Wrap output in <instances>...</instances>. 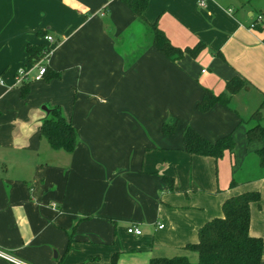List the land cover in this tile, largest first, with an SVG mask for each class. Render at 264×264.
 <instances>
[{
  "label": "crops",
  "instance_id": "0c3cea01",
  "mask_svg": "<svg viewBox=\"0 0 264 264\" xmlns=\"http://www.w3.org/2000/svg\"><path fill=\"white\" fill-rule=\"evenodd\" d=\"M258 15L264 0H148L144 19L172 46H204L173 63L121 0H0V249L28 264H109L115 255L116 264L179 255L197 264L182 249L245 192L260 194L249 235L264 242V177L249 163L261 144L245 137L264 107V22L250 29ZM27 45L49 49L36 64L58 78L33 80ZM236 77L245 86L227 108L198 111L204 90L218 96ZM45 107L75 129L71 153L41 137ZM187 127L210 142L232 135L235 149L217 161L190 155Z\"/></svg>",
  "mask_w": 264,
  "mask_h": 264
},
{
  "label": "trees",
  "instance_id": "16d2710c",
  "mask_svg": "<svg viewBox=\"0 0 264 264\" xmlns=\"http://www.w3.org/2000/svg\"><path fill=\"white\" fill-rule=\"evenodd\" d=\"M137 20L144 24L151 33V46L170 62H177L184 56L196 58L204 46L198 43L193 48L179 49L172 46L164 33L156 24H149L144 19V12L148 6V0H121ZM256 28V26H255ZM40 37L44 33L39 34ZM48 48L42 46L27 45L26 53L31 64L35 65L48 52ZM46 81L58 78V74L46 68L43 75ZM25 83L19 86L20 94L24 98L27 94ZM245 83L240 78H233L226 82L224 93L216 96L211 91L204 90L203 97L197 105L198 111L205 113L215 104L228 107L231 98L236 95ZM263 104L250 116L246 123L253 122L246 129L247 144L260 143L261 147L255 152L258 164L264 177V126L261 125L264 116L261 108ZM174 125L164 124L162 133L171 135ZM40 135L46 140L52 150H62L71 153L76 146V131L62 115L58 107H50L49 114L40 126ZM186 153L201 157H210L215 161L221 159L225 152L232 153L236 143L232 135L219 138L210 142L187 127L182 136ZM170 185L173 182L164 178ZM231 182L230 186H234ZM260 202L258 192H245L226 199L221 207L222 216L205 223L199 230L197 242L186 245L182 250L197 255V264H260L264 257V242L260 238L249 235L250 205ZM117 257L113 256L109 264H116ZM149 264H189L185 255L172 258H153Z\"/></svg>",
  "mask_w": 264,
  "mask_h": 264
},
{
  "label": "built area",
  "instance_id": "2783aa9c",
  "mask_svg": "<svg viewBox=\"0 0 264 264\" xmlns=\"http://www.w3.org/2000/svg\"><path fill=\"white\" fill-rule=\"evenodd\" d=\"M203 5H204V1H200L199 6L202 7ZM263 22H264V17L262 15L256 16L255 21L250 25V29H254L256 25L262 24ZM45 40L48 42H52L51 37H45ZM34 69L36 70V75L33 78V80L34 81L41 80L46 72V68L41 64H36L34 65ZM26 79H27V72L25 70H19L15 77V85H20ZM162 227H163L162 225L158 226L159 229H161ZM126 232L134 236L141 235V231L133 225L129 226L126 229ZM0 262L4 264H28L2 249H0Z\"/></svg>",
  "mask_w": 264,
  "mask_h": 264
},
{
  "label": "rangeland",
  "instance_id": "374dc122",
  "mask_svg": "<svg viewBox=\"0 0 264 264\" xmlns=\"http://www.w3.org/2000/svg\"><path fill=\"white\" fill-rule=\"evenodd\" d=\"M149 30V29H148ZM150 31V30H149ZM149 34V36L151 37V33H148ZM261 112H262V114L264 115V107H263V109L261 110ZM250 125L252 126L253 125V122H250ZM261 125L262 126H264V120H262V122H261ZM255 161V163H257V165H258V161H257V157L256 156H254L253 154L249 157V163L251 162V163H253ZM249 176H254V173L251 171V173H250V175ZM187 253V252H186Z\"/></svg>",
  "mask_w": 264,
  "mask_h": 264
},
{
  "label": "water",
  "instance_id": "95a60500",
  "mask_svg": "<svg viewBox=\"0 0 264 264\" xmlns=\"http://www.w3.org/2000/svg\"><path fill=\"white\" fill-rule=\"evenodd\" d=\"M44 112L46 113V116H48V114H49V110L45 107L44 109Z\"/></svg>",
  "mask_w": 264,
  "mask_h": 264
}]
</instances>
